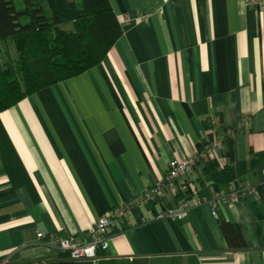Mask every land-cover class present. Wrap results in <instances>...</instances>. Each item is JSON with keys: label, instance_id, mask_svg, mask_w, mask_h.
<instances>
[{"label": "crops", "instance_id": "1", "mask_svg": "<svg viewBox=\"0 0 264 264\" xmlns=\"http://www.w3.org/2000/svg\"><path fill=\"white\" fill-rule=\"evenodd\" d=\"M110 2L123 33L105 59L0 113V264H65L56 236L87 239L101 215L205 141L209 160L228 169L220 183L204 161L165 180L159 198L113 220L106 251L73 264H264V9ZM228 130L232 157L222 154ZM183 208L182 218L168 214Z\"/></svg>", "mask_w": 264, "mask_h": 264}, {"label": "trees", "instance_id": "2", "mask_svg": "<svg viewBox=\"0 0 264 264\" xmlns=\"http://www.w3.org/2000/svg\"><path fill=\"white\" fill-rule=\"evenodd\" d=\"M122 33L110 0H0V113L97 66ZM233 141V136L224 134L223 156L232 157ZM207 143H201L197 152ZM204 163V172L218 183L228 173L225 167L218 169L214 160ZM185 197L183 193L178 196L180 200ZM220 225L227 237L233 232L242 239L236 225L223 218ZM239 245L244 246V241L235 244ZM61 253L65 264H73L68 252Z\"/></svg>", "mask_w": 264, "mask_h": 264}, {"label": "built area", "instance_id": "3", "mask_svg": "<svg viewBox=\"0 0 264 264\" xmlns=\"http://www.w3.org/2000/svg\"><path fill=\"white\" fill-rule=\"evenodd\" d=\"M247 6H256L261 9H264V0H245ZM141 18H146L147 14H140ZM227 135L231 137L234 135V131L228 130ZM210 142V141H209ZM207 143L203 152H197L193 157L187 159H178L170 163L168 172L166 173L163 180L158 181L156 184L148 187V189L136 199H133L131 202H125L122 205L114 206L113 208L106 211L101 215L94 227L90 232L89 237H82L78 235H71L68 237H59L54 238L55 246L63 252H68L70 258L73 260L77 259H95L99 251H106L109 248V239H110V228L114 219L123 218L127 219L135 205L139 202L145 200H151L153 198H159L165 188V180L175 181L179 177L185 176L187 173L193 171L194 167L206 160H209L212 155V143ZM222 143V142H221ZM220 143V144H221ZM222 146V144H221ZM242 192H252L255 191V187L251 185L245 186L241 189ZM239 191H234L228 193V197L232 200H236L240 195ZM217 200V202L221 201ZM188 205V203L186 204ZM213 213L216 214V211L213 210ZM168 214L172 217L182 218L186 216V209L180 211L170 210ZM42 233H38V237H41ZM30 264H47L42 261L33 262Z\"/></svg>", "mask_w": 264, "mask_h": 264}, {"label": "rangeland", "instance_id": "4", "mask_svg": "<svg viewBox=\"0 0 264 264\" xmlns=\"http://www.w3.org/2000/svg\"><path fill=\"white\" fill-rule=\"evenodd\" d=\"M14 53H15V51H13ZM14 56L16 57V54H14ZM201 152H203V151H201ZM183 209H186V208H183ZM176 211V210H175ZM178 211H180V210H178Z\"/></svg>", "mask_w": 264, "mask_h": 264}]
</instances>
